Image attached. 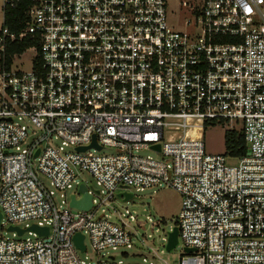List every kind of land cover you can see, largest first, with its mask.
<instances>
[{"label": "built area", "instance_id": "2783aa9c", "mask_svg": "<svg viewBox=\"0 0 264 264\" xmlns=\"http://www.w3.org/2000/svg\"><path fill=\"white\" fill-rule=\"evenodd\" d=\"M177 1L32 0L19 33L0 28V264H87V237L98 264H139L110 253L135 245L137 217L99 207L161 186L181 195L178 264H264V0ZM25 39L39 42L31 68H13L26 51L8 64L6 48ZM216 126L241 132L246 154H207ZM81 185L89 210L71 206Z\"/></svg>", "mask_w": 264, "mask_h": 264}, {"label": "rangeland", "instance_id": "374dc122", "mask_svg": "<svg viewBox=\"0 0 264 264\" xmlns=\"http://www.w3.org/2000/svg\"><path fill=\"white\" fill-rule=\"evenodd\" d=\"M3 2L0 0V28L3 25ZM172 9L174 13L181 11V7L178 5L177 0H172ZM171 22L178 23L177 18H172ZM35 52L32 49L27 50L24 54L15 58L13 68L28 70L31 68V60ZM22 61L25 64L19 65ZM2 83L0 81V89ZM226 128L222 126H216L213 128H207L204 132L205 152L207 154L226 153L227 147L225 144ZM105 153L113 152L112 149H107ZM141 155H152L157 157L158 155L150 151H140ZM234 161L230 160V163ZM42 181L48 184V180L40 175ZM84 181V184H88L91 187L97 188L96 182L92 175L88 172H84L80 177ZM131 192L135 197L131 201H124L122 197H115L114 200L109 203L102 204L99 207L98 215L107 214L118 215L119 213H125L128 209L134 216L137 217V221L134 222L128 219L130 225L135 231L134 243L132 248H122L117 251H110V253L117 256V258H125L127 263H143V257L149 256V247L156 250L159 258L156 264H178L181 256H183V245L180 243L171 251H167L164 246V237L168 236V233L175 227L178 212L181 206V195L171 187L161 186L147 188L144 191H136L131 189ZM74 212H76L74 210ZM32 223V222H31ZM140 223V224H139ZM5 224V223H4ZM25 226V223L22 224ZM0 235L12 236L11 233H7V226H0ZM28 237V235H24ZM87 245V251L80 254L83 259H86L87 264H98V261L102 258V253L98 254L93 250L90 240L87 237L85 240ZM122 252H126L127 255L123 256Z\"/></svg>", "mask_w": 264, "mask_h": 264}, {"label": "trees", "instance_id": "16d2710c", "mask_svg": "<svg viewBox=\"0 0 264 264\" xmlns=\"http://www.w3.org/2000/svg\"><path fill=\"white\" fill-rule=\"evenodd\" d=\"M32 3V0H21L15 8H6L4 10L3 25L9 28L11 32L19 33L25 26L28 20L27 11ZM39 46V42L33 39H25L22 42L10 43L6 48L5 55L7 63L10 64L12 56L16 53H24L27 48ZM225 144L227 150L235 156L246 154V143L241 132L236 130H228L225 133Z\"/></svg>", "mask_w": 264, "mask_h": 264}, {"label": "water", "instance_id": "95a60500", "mask_svg": "<svg viewBox=\"0 0 264 264\" xmlns=\"http://www.w3.org/2000/svg\"><path fill=\"white\" fill-rule=\"evenodd\" d=\"M91 146H97L98 148H101L99 145H97V141H96V136L93 137V143L91 144ZM90 146H81L78 148V150H86L88 149ZM154 148H156L157 150H160V145H156ZM39 154V150L36 152L35 156H37ZM80 191L83 193V196L80 199H76L75 196L72 197L71 200V206L79 209V210H89L92 207V195L88 193L87 188L85 185H81L80 187ZM124 196V201H128L133 197L132 193H128V192H123L119 194V197ZM2 219V215L0 214V222ZM31 230H34L36 232H38L39 234H48L49 229L47 227H40L36 224L32 225L30 227ZM9 230H17L19 232V234H23L24 229H21L19 227H15L12 226L9 228ZM178 234H179V230L178 227L175 226L173 228L172 231L169 232V238H168V244L166 246L167 251H171L173 248H175V246L178 243ZM74 241L76 246L81 250V251H85L86 250V246L84 243V235L80 232L76 233L74 236ZM188 252H192L193 249L191 248H187L186 249Z\"/></svg>", "mask_w": 264, "mask_h": 264}]
</instances>
